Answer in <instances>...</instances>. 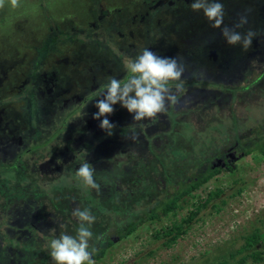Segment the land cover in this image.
Returning <instances> with one entry per match:
<instances>
[{"label":"flooded vegetation","instance_id":"flooded-vegetation-1","mask_svg":"<svg viewBox=\"0 0 264 264\" xmlns=\"http://www.w3.org/2000/svg\"><path fill=\"white\" fill-rule=\"evenodd\" d=\"M192 2L148 0L141 18L147 19L149 25L155 19L170 23V26L174 22L185 24L184 29L178 25L180 30L174 33L161 29L156 34L150 30L148 40L141 48L136 47L133 37H129L126 47H116L114 43H119L124 33L115 27V18H111L112 23L106 27L102 26L101 15L95 16L96 25L89 32L70 30V25L65 23L58 27L53 22L43 39L35 34L19 35L22 40L24 37L31 38L24 42L16 38L15 29H6L5 26L0 31V37L10 39L12 46H22L18 53L17 50H5L0 46V89L3 91L0 93V251L3 253L0 254L5 261L17 257V250L11 246V252L5 245L14 244L17 247L15 240H19L20 236L27 241L32 240L29 246L33 248V253H50V248L46 250L44 245L49 247L52 239L61 234L70 235L79 227L72 215L77 207L89 209L96 218L90 228L93 233L89 243L92 256L101 252L111 241L102 259L116 242L123 240L112 235L115 228H125L146 218L153 210L160 211L168 198L188 189L190 183L203 177L206 172L219 171L211 181L223 171L233 169L237 160L244 157L242 152H237L240 145L232 141L234 136L232 138L231 135L222 152L209 156V164H202L201 168L194 158L190 161L194 150L189 148L191 153L187 152L188 157L184 162L181 160L185 168L182 183L168 188V182H176V179H171V171L167 169L163 156L173 152L179 144H184L180 124L190 113L194 115L195 112L206 111L208 104L216 102L219 106L223 105L220 107L227 114L232 103L240 107L251 103L256 107L262 101L258 99L264 96V0H221L225 11L222 27L226 25L232 28L241 15H246L247 23L236 30L256 33L251 47L246 51L240 45H227L221 32L216 36H207L223 39L224 44L217 47L214 40L206 47L202 46L205 42L198 45L185 40L180 50L175 47L168 49L165 45L167 36L177 33L183 37V30L187 31V36L192 32L193 18H200L202 12H193ZM131 6H128V14L134 11ZM115 11L119 15L120 7ZM129 20L134 24V13ZM101 33L105 34L104 39ZM156 36L160 38L161 47L151 42V38ZM99 38L101 41H98ZM146 48L158 56L182 58L186 71L182 78L185 80V90L179 94L180 102L167 109L172 111L170 114L164 112L158 114L154 121L137 122L144 125L136 127L137 140L127 139L130 136L128 126L133 123L132 115L116 104L114 112L107 117L115 125L113 134L108 136L99 128L100 121L92 119L97 111L96 100L105 90L103 80L108 77L120 79L118 77L124 74L128 61ZM89 57L92 58L90 64L87 63ZM248 60L249 66L244 68ZM99 70L104 73L103 76ZM193 72L204 75L194 77ZM225 79L224 87L220 85V80ZM214 82L216 85L212 84ZM171 86L174 88V84ZM12 94L16 95L14 102ZM85 94L88 95L83 98ZM4 95L9 97L3 99ZM211 96L215 102L210 99ZM75 102L78 104L70 111V105ZM255 119L239 121L241 132L246 134L253 124L264 132V125L259 123L264 121V115ZM228 129L229 134L231 130L235 135L230 126ZM52 132L56 134L54 139L45 145L42 134ZM171 133L182 143H172L168 136ZM198 141L197 136L190 140L193 146ZM85 160L95 168L94 179L100 185L99 192L82 186L75 175ZM178 160L175 156L171 165L179 166ZM199 170L204 172L202 176L187 180L188 176L197 175ZM165 184L171 194H163ZM156 194L164 196L165 200L150 209L135 211L138 205L143 206L142 197ZM119 208L126 215L117 217L111 226L105 224L103 213L115 212ZM118 220L127 223L122 225V221ZM146 223L150 221L140 224L137 230ZM8 231L12 232L11 239L6 237ZM35 258L36 254L32 259Z\"/></svg>","mask_w":264,"mask_h":264},{"label":"rangeland","instance_id":"rangeland-1","mask_svg":"<svg viewBox=\"0 0 264 264\" xmlns=\"http://www.w3.org/2000/svg\"><path fill=\"white\" fill-rule=\"evenodd\" d=\"M147 2L148 0H20V6L17 8H11L6 4L3 9H0V31L5 29L6 26V29H15L16 38L19 40H22L20 38L22 34L30 36L35 34L39 39H43L53 26V22H55L58 27L65 23L70 25V30L73 28L78 31L89 32L93 31L94 25H96V23L94 24L95 16L101 15L100 24L102 26L106 27L112 23L110 19L115 18V27L124 33V38L119 43H114L116 47H126L129 37H133L136 47L141 48L148 40L150 30L153 33H158V30L161 29L174 33V31L180 30L178 25L181 26V29H184L183 24L185 22L183 24L174 22L170 26V23H161L155 19L152 25H149L147 19L141 18L143 15L142 9L146 7ZM131 5L134 9L131 14L134 13L135 15L134 24L129 20L131 14H128V6ZM119 7L121 12L117 15L115 10ZM127 14L129 16H126ZM199 15V19L195 17L191 22L192 32L190 34L186 36L187 31L183 30L184 33H182L186 36L185 38L179 34L177 35V33L166 37L165 45L168 49L170 47L179 49L185 44V40L198 45L205 42L202 45L205 47L212 40L215 42V47L224 44L222 38H207V36H216L221 31L216 30L215 32V29L207 22L203 14ZM7 32L8 30L4 31V33ZM102 37L104 39L105 34H102ZM27 40L30 41L31 38L24 37L22 41ZM98 41H101V39L99 38ZM152 41L154 46L161 47L159 37L151 38ZM1 45L5 50H17V53L20 52V47H22L12 46L11 40L4 36L0 37ZM202 46L199 47L203 48ZM91 62L92 58L89 57L87 63L90 64ZM110 65L113 66L112 63ZM246 66H249V60L244 64V68ZM103 70L106 73L105 69L101 71ZM101 71L99 70L100 75L103 76L104 73ZM127 74V70H125L124 74L118 78L123 80ZM108 78L103 80V85L108 82ZM225 81L226 79L224 81L220 80V85ZM12 82L15 83L16 81L12 80ZM212 84L216 85V82ZM222 86L225 87V85ZM1 92L3 91L0 89ZM91 93L92 91L89 94ZM87 95L85 94L83 98H86ZM15 96V94L11 95L13 102L16 101ZM8 97V95H4L2 98ZM210 99L215 102L213 96ZM255 100L257 99L255 98ZM258 100L259 102L262 101L256 107L252 106L251 103L247 106L244 105V107L232 103L227 114H224V110L220 107L223 105L219 106L216 102L211 103L208 104L209 108L206 111L195 112L194 115L190 113V116L181 122V135L184 144L182 146L179 144L177 149L163 156L167 169L171 171L169 172L171 179H176V182H168V188H174L175 184L181 182V177L185 173L183 162L188 157L187 152L191 153V150L194 151L189 159L193 161L194 158L199 168L203 167L202 164H209V156H215L218 152H222L221 149L225 147V142L230 140L229 135L232 138L234 136L232 141L240 145V149L237 150L238 153L244 150L254 152L237 160L233 169L223 171L191 196L183 198L178 203L176 213L169 214L160 221L146 223L128 238L116 242L102 259L94 261L95 264H215L224 259L233 263L246 254L237 253L243 244L244 237L256 230L264 232V154H257L256 150L262 144L258 145L253 140V138L264 136V132H261L262 129L253 124L245 134L238 127V122L264 115V96ZM77 104V102L72 103L70 111ZM166 112L168 114L172 113L171 110ZM259 123L264 125V121ZM229 126L234 130L235 135L232 134L231 130L229 134ZM168 128L170 127L168 126ZM226 128L228 131H226ZM55 135L53 132L46 135L42 134V137L44 136L42 142L47 145L48 142L54 139ZM168 136L172 143H182L177 140L175 134L171 133ZM193 136H197L199 140L194 146L190 142ZM175 156L180 159L177 167L171 165L175 160ZM231 163L234 165L233 161ZM203 173L202 170H199L197 175L188 176L187 180H193L196 177L198 179ZM166 186L165 184L163 187V189L165 188L163 194H171L166 190ZM141 200L144 204L142 203L143 206L138 205L137 209L135 208L136 212L140 209H150L165 199L164 196L156 194L150 197L147 195L145 198L142 197ZM122 212V209L119 208L115 212L103 213V222L108 226L113 225L117 217L123 214ZM189 217L192 220L186 222ZM118 222H121L122 225L127 223L123 220H118ZM175 227H181L183 232L174 242L164 244L166 234ZM11 233V231L6 232V237L11 239ZM161 234L163 237L158 238V235ZM70 235L75 236L76 231H72ZM15 241L18 242L17 247L14 244H6L5 246L11 252V246H13V250H17V257L7 262L5 257L0 254V264H54L50 253L41 252L38 254L32 252L33 248L29 246V242L32 240L27 241L20 236L19 240ZM44 248L49 249L47 245H44ZM0 253L3 252L0 251ZM35 254L37 256L36 260L32 259ZM246 264L254 263L251 259H247Z\"/></svg>","mask_w":264,"mask_h":264},{"label":"clouds","instance_id":"clouds-1","mask_svg":"<svg viewBox=\"0 0 264 264\" xmlns=\"http://www.w3.org/2000/svg\"><path fill=\"white\" fill-rule=\"evenodd\" d=\"M6 4L17 8L20 6V0H0V9ZM191 9L193 12H202L213 29H220L227 45H240L245 51L251 47L256 33L252 30L245 33L236 30L243 28L247 23L246 15H241L239 21L229 28L226 25L222 27L225 11L221 0H193ZM126 70L128 74L123 80L108 78L104 85L105 90L96 100L97 111L92 119L99 120V128L111 136L115 125L107 117L114 112V105L119 104L133 117V123L128 126L130 136L127 139L137 140L136 127H144L137 122L154 121L158 114L179 104V94L185 90V80L182 78L186 65L182 58L158 56L146 48L128 61ZM192 75L202 77L204 73L193 72ZM173 84L174 88L171 86ZM94 173V166L85 160L75 175L82 186L99 192L100 185L96 183ZM72 215L79 223L76 235L61 234L52 239L49 245L51 259L54 264H95L92 259L93 252L89 250V240L93 236L90 228L96 218L89 209L79 207L73 209Z\"/></svg>","mask_w":264,"mask_h":264},{"label":"trees","instance_id":"trees-1","mask_svg":"<svg viewBox=\"0 0 264 264\" xmlns=\"http://www.w3.org/2000/svg\"><path fill=\"white\" fill-rule=\"evenodd\" d=\"M254 142H257L258 145L262 144L260 148L256 150L257 154H264V138L257 137L254 139ZM253 142V143H254ZM254 151H248L244 150L242 152V155L248 156L249 154L253 153ZM218 170H215L214 172H206L203 177H200L197 181H193L190 183V187L186 190H184L180 194H176L175 196L171 197L170 199L168 198L165 203L162 204V207L160 211L153 210L149 213V215L146 218H141L138 222L131 224L125 228H115L114 233L112 234L115 237H118L120 240L127 238L134 234L137 231V228L140 224L144 222H152L153 220H162L169 214H174L176 213L178 209V203L185 197L190 196L192 191H195L196 189L200 188L209 180L214 177L216 174H218ZM121 217L124 216V213L120 215ZM192 219L189 217L186 222H190ZM183 232V229L181 227H175L172 231L167 233L166 241L164 244H170L174 242L177 237ZM163 235H158V238H162ZM111 244V241L107 243L102 249L101 252H98L95 254V256H92L93 259L99 260L103 255H104V250L108 248L107 246ZM237 253H242L245 254L241 256L239 259H236L233 263L230 261L224 259L222 261H219L218 263L215 264H246L247 259H251L252 263L254 264H264V232L262 231H254L251 234L247 235L243 239V244L241 248L238 249ZM231 257V256H230ZM233 258V257H231Z\"/></svg>","mask_w":264,"mask_h":264}]
</instances>
